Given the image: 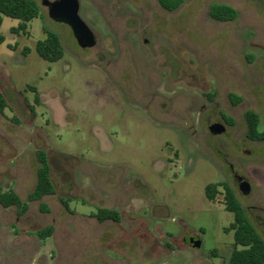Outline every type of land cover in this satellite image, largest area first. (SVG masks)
I'll use <instances>...</instances> for the list:
<instances>
[{"label": "rangeland", "instance_id": "rangeland-1", "mask_svg": "<svg viewBox=\"0 0 264 264\" xmlns=\"http://www.w3.org/2000/svg\"><path fill=\"white\" fill-rule=\"evenodd\" d=\"M34 1L24 32L8 17L0 28V194L28 205L22 216L0 206V264H227V189L264 242V141L247 137L244 118L264 133V0H183L171 12L157 0H78L89 49ZM214 5L235 19H212ZM44 29L63 47L57 62L36 53ZM37 150L55 193L28 201ZM99 209L119 221L99 222Z\"/></svg>", "mask_w": 264, "mask_h": 264}, {"label": "trees", "instance_id": "trees-1", "mask_svg": "<svg viewBox=\"0 0 264 264\" xmlns=\"http://www.w3.org/2000/svg\"><path fill=\"white\" fill-rule=\"evenodd\" d=\"M159 5L168 12L175 10L183 0H157ZM40 14V8L34 0H0V28L3 17H8L19 21L17 27L12 28L11 32H24L26 25ZM210 16L216 21L234 20L236 13L230 8L222 5H214L211 8ZM45 39L38 41L35 46L36 53L43 60L54 63L63 58V47L59 37L44 29ZM4 42V37L0 32V44ZM28 49H24L26 54ZM234 98L233 95H230ZM7 108L6 100L0 93V113ZM245 122L247 128V137L252 141H264V133L256 132V117L251 112L245 113ZM37 162L36 183L33 191L28 196V201H39L45 196H51L55 193L50 177V166L46 152L37 150L35 153ZM222 186L220 183L208 184L204 188V194L207 200L213 201L217 189ZM226 208L227 211L234 214V223L230 225L227 231H233L234 247L232 255L227 264H264V242L258 237L254 227L246 217L245 211L238 206L229 190H226ZM66 205V204H64ZM0 206L3 208L14 207L17 215L22 216L28 209V205L23 203L18 196L8 190L0 194ZM40 210L46 212L45 205L40 204ZM96 219L99 222L106 220L119 221V215L110 210L99 209L96 213ZM53 228L46 227L37 231L36 236L40 240L49 238L52 235ZM238 247H241L240 249Z\"/></svg>", "mask_w": 264, "mask_h": 264}, {"label": "water", "instance_id": "water-1", "mask_svg": "<svg viewBox=\"0 0 264 264\" xmlns=\"http://www.w3.org/2000/svg\"><path fill=\"white\" fill-rule=\"evenodd\" d=\"M41 5L47 8V15L50 20L55 23L67 25L79 48L89 49L95 46V38L92 31L79 17V2L78 0H55L48 1L42 0ZM208 130L213 135L223 134L225 128L221 124H212L208 127ZM240 192L243 195L248 194L249 184L243 182L239 187ZM193 246H199V240L193 238L190 241Z\"/></svg>", "mask_w": 264, "mask_h": 264}, {"label": "flooded vegetation", "instance_id": "flooded-vegetation-1", "mask_svg": "<svg viewBox=\"0 0 264 264\" xmlns=\"http://www.w3.org/2000/svg\"><path fill=\"white\" fill-rule=\"evenodd\" d=\"M213 124H216V123H213ZM218 124H219V123H218ZM233 177H234V180H235L236 183H237L238 188L240 187V185H241L243 182H245V180H244L243 178H241V177H239V176H237V175H233Z\"/></svg>", "mask_w": 264, "mask_h": 264}]
</instances>
